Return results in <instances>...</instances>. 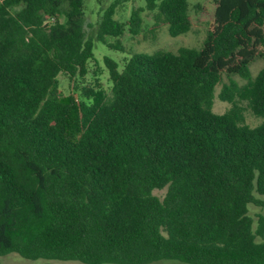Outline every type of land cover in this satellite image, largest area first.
<instances>
[{
    "label": "trees",
    "instance_id": "1",
    "mask_svg": "<svg viewBox=\"0 0 264 264\" xmlns=\"http://www.w3.org/2000/svg\"><path fill=\"white\" fill-rule=\"evenodd\" d=\"M86 1L0 0V255L264 264V213L255 226L249 214L264 211V66L250 70L264 57V0H215L199 47L121 66L105 55L108 90L85 81L96 42L124 51L118 37L140 32L143 10L152 30L186 33L189 0H144L125 22L114 14L129 0H112L95 37ZM241 100L259 124L242 122Z\"/></svg>",
    "mask_w": 264,
    "mask_h": 264
},
{
    "label": "rangeland",
    "instance_id": "2",
    "mask_svg": "<svg viewBox=\"0 0 264 264\" xmlns=\"http://www.w3.org/2000/svg\"><path fill=\"white\" fill-rule=\"evenodd\" d=\"M112 0H87L85 6V18H86V32L89 36L95 37L98 23L104 8ZM144 6V0H129L117 6L114 17L122 22L127 21L130 11L134 7ZM215 8V0H189V14L191 17V28L186 33L171 36L167 31L166 25H160L155 30L151 29L153 23L152 14L146 10L141 11V30L137 34H130L127 30L118 37L121 41L124 51L117 49H110L105 43L96 42L94 48V58L88 63V74L86 75V83L102 85L106 90L109 89L110 81L108 78V71L103 62L105 55L115 59L119 66L122 65L124 59L132 52H145L153 53L158 50H165L176 52L182 46L199 47L206 35V31L209 28L213 20V12ZM106 41L113 43L117 38L106 36ZM264 66V57L256 58L250 65V70L254 76L260 68ZM239 84H244L246 80L240 78L237 75L232 76ZM223 80H227V77L223 75ZM59 89L62 93L68 94L71 90V83L67 76L63 73L58 76ZM220 91V84L215 87V97L213 100L212 110L216 113L225 112L231 103L221 100L218 97ZM238 104L242 107V122L255 126L259 124L262 119L254 115L250 108L247 106V102L244 100L238 101ZM166 188L154 189L153 194L162 198L165 194ZM264 213V211L254 206L249 205V214L254 218V226L256 224L257 215ZM162 264H190L177 259H163L160 261ZM0 264H86L77 260H58V259H26L18 255L17 253H8L0 255ZM110 264V263H104Z\"/></svg>",
    "mask_w": 264,
    "mask_h": 264
}]
</instances>
